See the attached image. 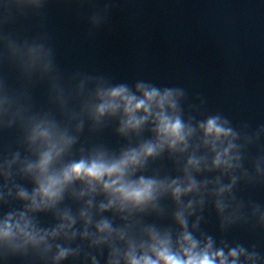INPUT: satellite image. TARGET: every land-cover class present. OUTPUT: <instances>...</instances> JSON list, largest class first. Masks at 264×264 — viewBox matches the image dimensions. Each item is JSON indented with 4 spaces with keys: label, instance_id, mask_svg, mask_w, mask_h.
Listing matches in <instances>:
<instances>
[{
    "label": "water",
    "instance_id": "95a60500",
    "mask_svg": "<svg viewBox=\"0 0 264 264\" xmlns=\"http://www.w3.org/2000/svg\"><path fill=\"white\" fill-rule=\"evenodd\" d=\"M30 45H41L48 53L47 71L23 66L19 53ZM138 84L179 90L178 112L193 128L209 117L225 121L235 133L240 159L231 172L212 170L211 155L199 147L196 134L186 152L166 151L137 175L183 178L189 155L205 157L201 170L192 173L198 190L179 202L182 208L192 201L187 230L201 244L210 240L213 250L243 248L245 255L255 256V264H264V0H42L38 7L0 0V97L9 100L7 114L0 116V166L15 157L7 176L0 174V217L19 213L25 205L16 199L17 191L34 187L20 173L35 159L26 143L30 119L47 117L74 137L56 166L98 150L117 156L151 140L150 127L121 136L118 117L94 124L86 105L98 85L135 92ZM233 179L232 188L219 197L226 206L220 214L216 190ZM79 187L74 185L54 210L34 216L46 230L56 227L64 212L75 220L69 230V235L75 232L73 238L61 235L51 241L53 248L70 250L61 264H108L110 246L91 244L94 225L101 219L116 228L138 222L139 227L168 231L173 239L179 234L173 220L178 205L167 196L156 212L131 221L111 211L98 214L102 198L96 197L87 228L90 237L82 238L79 213L86 198L73 194ZM112 246L123 247L115 242ZM53 254H4L0 264H51ZM238 264H245L243 257Z\"/></svg>",
    "mask_w": 264,
    "mask_h": 264
},
{
    "label": "clouds",
    "instance_id": "9594fccd",
    "mask_svg": "<svg viewBox=\"0 0 264 264\" xmlns=\"http://www.w3.org/2000/svg\"><path fill=\"white\" fill-rule=\"evenodd\" d=\"M41 2L16 0L21 7H38ZM19 55L27 69H49L48 53L41 45L26 46ZM180 95L181 92L176 89L159 90L144 84H138L135 92H130L125 86L98 85L92 102L86 105L93 123L118 117L117 132L121 136L138 134L148 125L152 139L127 148L117 156L98 150L61 166H56L57 162L73 145L74 137L47 117L30 119L26 128V143L33 150L35 159L26 162L20 173L30 178L34 187L31 192L24 189L17 191L16 199L25 205L19 213L0 217V256L22 255L31 251L43 258L54 253L51 264H61L71 254L70 250L58 245L53 248L51 241L61 235L73 238L75 232L69 235V230L75 220L64 212L59 215L56 227L46 230L37 225L34 216L54 210L65 194L74 185H79V191L73 194L77 199L86 198L79 213L85 229L81 233L82 238L90 237L87 228L92 221L91 210L96 197L102 198L96 205L98 214L111 211L125 221L156 212L159 201L165 196L178 205L173 217L179 228L175 239L168 231L139 227L138 222L116 228L108 220L97 221L91 244L110 246L108 264H238L241 257L245 264L249 261L255 264V256L251 253L245 255L243 248H232L227 253L223 249L213 250L210 240L201 244L187 230L186 213L192 214V201L182 208L179 202L182 197L198 190L192 173L201 170L205 157L189 155L184 164L183 178L169 180L137 175L149 160L156 159L166 151L169 154L186 152L190 139L196 134H199V147L207 149L211 155L208 167L219 169L222 173L239 167L240 157L233 130L215 116L198 123L195 128L185 123L178 112ZM8 110V98L0 97V116L7 114ZM11 163H15V157ZM11 163L0 166V174L7 176ZM234 183L233 179L227 186L216 190V210L220 214L224 213L226 206L219 197L227 193ZM260 220L264 222V214ZM114 242L123 247H113Z\"/></svg>",
    "mask_w": 264,
    "mask_h": 264
}]
</instances>
